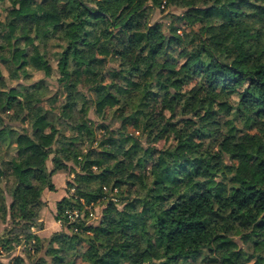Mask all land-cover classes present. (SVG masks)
<instances>
[{"label": "trees", "instance_id": "trees-1", "mask_svg": "<svg viewBox=\"0 0 264 264\" xmlns=\"http://www.w3.org/2000/svg\"><path fill=\"white\" fill-rule=\"evenodd\" d=\"M3 2L0 249L24 241L32 264H264V0ZM170 7L165 27L151 21ZM27 66L42 78L21 90ZM233 92V107L216 101ZM95 105L110 123L90 120ZM62 170V229L40 238Z\"/></svg>", "mask_w": 264, "mask_h": 264}, {"label": "rangeland", "instance_id": "rangeland-1", "mask_svg": "<svg viewBox=\"0 0 264 264\" xmlns=\"http://www.w3.org/2000/svg\"><path fill=\"white\" fill-rule=\"evenodd\" d=\"M9 8V3L7 2H3L0 4V17L2 19H4V17L7 14V10ZM16 8L19 12V14H24L27 12V5L25 0H17L16 2ZM181 12L180 9H176L175 7H170L168 9H163V11H161V9H155L152 14H151V21L152 22H161L162 24H164L163 26L165 27L167 25V23H169L170 19L169 17L167 18V14L171 13V14H179ZM183 24V23H182ZM181 23L179 24V26L182 28L183 25ZM58 50V47L56 45V41L52 40L51 42L49 41V43L47 44V47L45 49V54L47 56V58L50 60V62L53 65V68H56V62L54 59V52H56ZM2 72L5 75V77H7V71L5 69V67L2 65L1 66ZM42 78V74L41 72L36 71L35 69H33L31 66H27L22 73V77L21 79L18 81V83L20 84V86H18L19 88H21V90L27 89L28 87L33 86L37 81L41 80ZM45 82L50 86V90L51 91H59L58 89V85H57V81L55 76L48 78L45 80ZM15 81H9V84L14 86L16 84H18ZM17 86V85H16ZM221 100H225L227 101V103L230 105V107H233L234 104L237 101V95L233 92L228 94L227 96H217L216 97V101H221ZM104 108L101 105H95L92 110L88 113V117L90 118V120L94 123H100L105 122V123H110L111 119L109 117V115H107L106 113H104ZM171 110H167V113H170ZM105 115V116H104ZM118 123H112L113 127H116ZM236 126L239 130H245V128L243 127L242 122L237 121L236 122ZM30 131V130H29ZM127 131L129 133L134 134L135 136H138L139 131L135 130L132 127H128ZM31 136H33L34 138L36 137V135H32V133L28 132V137H26L25 135H22L21 138L18 141V145H25L27 143H29V139L31 138ZM171 143V138L170 137H165L164 139L160 140L159 142H157L155 144V147L157 148H163L167 145H169ZM37 163V162H36ZM34 163V164H36ZM52 167L51 161L48 160L46 162V168L50 169ZM61 173H64L66 175V178H70L69 176H67V172L65 171H60ZM73 176V175H72ZM66 183H65V191H66ZM45 191V190H44ZM48 191V190H47ZM70 193H72V189H70L69 191ZM49 195V194H48ZM52 196V195H49ZM42 199V196H41ZM43 207V206H42ZM103 208L102 205H99L95 208L94 211V221H96L101 214V209ZM44 209V208H43ZM42 210V209H41ZM40 210V214H39V220L42 221H37L38 223L35 224L32 228H31V232L36 234L39 230V233L45 235L43 236H39L38 234H36L37 236H39L40 238H48L52 233L62 229V223L60 221L55 220L54 216H51V213L47 210L44 209L42 210L43 213H41ZM45 219V220H44ZM46 219H50V222L53 224L49 225L48 222H46ZM54 220L59 224H55L56 222H54ZM5 224H1L0 223V231L5 228L4 227ZM55 226V227H54ZM60 228V229H59ZM14 248L11 251H2L0 249V263L2 264H12L14 263V259L16 256H21L22 258H24V262L25 264H32L33 262V258L34 256L32 255L33 253H30V255H26L25 254V247H28V244L24 241H22L21 243H19L18 245L14 244L13 245ZM77 264H83L79 259H77ZM201 264V263H198Z\"/></svg>", "mask_w": 264, "mask_h": 264}, {"label": "crops", "instance_id": "crops-1", "mask_svg": "<svg viewBox=\"0 0 264 264\" xmlns=\"http://www.w3.org/2000/svg\"><path fill=\"white\" fill-rule=\"evenodd\" d=\"M66 181H67V178H66V175L64 173L56 172L52 176V182L54 185V190L53 191L45 190L42 193V202H43L42 210L47 209L51 213L52 217L54 216L55 205H56L57 201H59L61 198H63L66 195V191H65ZM48 194L52 195V196H49ZM42 210H41V213H43ZM40 221H42V218ZM46 222H48L49 225H52V227H53V224L50 222V219H46ZM54 222H56V221L54 220ZM55 224L57 225L58 223L56 222ZM60 230H58V231H60ZM36 234H38L39 236H43V237L45 236V235L39 233V230Z\"/></svg>", "mask_w": 264, "mask_h": 264}, {"label": "built area", "instance_id": "built-area-1", "mask_svg": "<svg viewBox=\"0 0 264 264\" xmlns=\"http://www.w3.org/2000/svg\"><path fill=\"white\" fill-rule=\"evenodd\" d=\"M72 191H73V189H72ZM67 213H68L71 221H74L78 217L77 210L67 211Z\"/></svg>", "mask_w": 264, "mask_h": 264}]
</instances>
